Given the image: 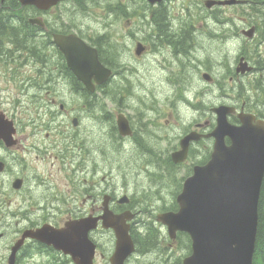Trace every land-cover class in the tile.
Listing matches in <instances>:
<instances>
[{"label": "rangeland", "instance_id": "obj_1", "mask_svg": "<svg viewBox=\"0 0 264 264\" xmlns=\"http://www.w3.org/2000/svg\"><path fill=\"white\" fill-rule=\"evenodd\" d=\"M203 1L205 0H183L185 4L180 6L179 11L182 13V17H179V13L173 14L174 17H178L176 22L183 32L179 35H182V38L183 36L184 38L188 37L183 48V53L187 57L180 59L173 58L170 52L164 50V48H162L163 55L155 59H137L134 54L135 45L137 41L144 43V34L143 31L136 30L135 35H129L127 39L122 31L125 30L128 33L132 27L125 28V20L121 22L123 29L118 23H115L111 31L107 26L109 20L104 15L99 19H94V21H83L91 29L89 33L92 36L96 34L98 39L101 35L107 33V37L111 40L113 38L114 42H118L114 43L116 52H113V49L106 45L102 49L104 58L109 64L113 63L112 57L115 56L117 57V63L127 66L125 70H122V74L118 75L123 82L115 81L108 87V92L112 95L116 92L120 94L114 100L115 105L113 107L109 106L108 110L111 109L110 113L113 115L114 120L118 113H123L131 122L134 120L136 128L140 132L141 129H144L145 146L143 147L137 143L138 140L133 139L128 143L125 142L123 146L119 144L118 148L112 145L111 141L114 139L111 138L109 139L110 143L106 145L104 140L106 134L103 132L102 136L101 134L97 136L100 143L95 140L96 137L93 138L94 142L91 144V148L96 156L103 159L104 164L106 163L105 160L108 161V166L119 161V166L124 172L116 176L118 178V184L116 183L118 194L127 189L132 196L136 210L150 207L148 213H143L139 218L144 216L145 219L155 221L157 215L164 212L163 208L173 207L180 183H183L184 179L188 177L191 167L202 161L206 154L202 151L199 154L200 158L192 156L191 160L182 167H175L168 162L167 155L170 156L177 149L179 137L187 131V129L181 131L180 126L185 124L188 127L190 123H195V121L201 123L209 121L210 124L214 125L215 118L210 113V106L212 104L216 106L223 101H228L230 98L239 103H248L255 111L264 110V0L255 1L251 7L249 5L245 7H228L223 10L220 15L221 22L222 24L229 23V27L225 28L226 30L221 34L216 32L212 35L210 33V42L208 37L209 28L210 30L215 29V24L212 21L209 23L206 17L207 11L203 8ZM129 19L133 20V23L141 22L136 15L133 19ZM172 19L173 16L170 17L171 21ZM252 25L257 26V34L255 39L250 41L247 37H243L241 32L243 29H250L249 27ZM191 27L194 29L189 31L187 35L184 34V30ZM80 28L86 30L83 25ZM131 32L133 33V31ZM195 33H198L199 37H195V40H193L195 47H193L192 52H189V45H191L193 39L192 35ZM152 45H156L155 39H153ZM244 56L251 61V65L257 69V73L247 76H237L235 74L239 58ZM209 67L214 78L210 90L202 79V73L204 74ZM4 85V82H0V89L4 88ZM186 85L190 92H188ZM192 88L194 91H199L198 99H194ZM62 91L64 94H59L58 100L69 105L70 110L74 109L72 108L73 103L86 104V112L82 116L84 123H89V117L97 118L100 125H106L103 131H108L110 137L114 124L110 117L108 119L104 118L101 107L97 106L93 109V101L90 97H79L73 93L68 94L67 92H72L71 89L64 88L60 92ZM6 92L1 91L0 93L4 95ZM9 94L11 98L15 96L12 91ZM187 97L193 99L192 102H195L196 105L193 107L187 105L185 103ZM6 100L7 102L1 101L4 106L2 110L12 115L14 112L11 105L12 100L7 98ZM53 108L56 109L55 111L59 110L56 107ZM118 108H120L119 111ZM15 112L17 120L22 119L25 124L30 120L34 122L33 124L29 123L27 127L20 130V135L23 137L22 143L24 147H27L24 154L30 159L28 168L24 170L23 175L28 176L30 179L27 181V190L22 195H18L11 189L12 174L0 176V182L6 180V193L0 196V200L4 199L7 203V205L1 204L0 206V233L5 234L4 240L0 243L1 264H7L11 247L20 239L22 232L27 230L22 229L24 225L31 227V223L34 221H45L46 219L60 222L67 218V213H64L67 207L63 206L69 205V201H74L72 205L70 204L72 208L74 203L79 204L78 198L82 194L79 195L78 192L81 189L87 187L88 194H98L96 192L100 190L99 185L96 189H91L90 176L76 175L72 169H68V172L64 170L59 175L56 171L58 164L55 158L51 160L48 158L46 161L51 176L46 177L53 180L54 183H51V185H55V187L49 188L47 191L42 189L28 191L33 183L35 185L38 183V181H33V177L36 175L34 169H37L39 173H45L42 172L44 162L36 160L38 151L33 148V145L44 144V150H47V140L43 132L40 138L33 135V128L37 126L36 112L30 114L23 112L21 115L19 110H15ZM95 112L97 117H95ZM64 116L55 117L54 120L64 122ZM37 130H42V128H37L35 131ZM51 142L56 148L57 141L53 138ZM143 151H147L154 157L152 163H150L151 167H147L145 162L140 161ZM15 152H19V150ZM116 154H118V158L113 159ZM2 156L6 157L11 163L10 166L14 171V165H17L16 160L7 151L5 152L0 148V157ZM159 158L160 160H158ZM126 163L132 168V170H128L129 176H126L125 173ZM29 164L33 167L30 168ZM156 165H160L161 168L156 170V167H154ZM126 177L128 179H124ZM84 178L87 180L85 185ZM39 180L43 181V177H39ZM68 188H70L71 193L68 192ZM0 193L3 192L0 190ZM54 195L55 197L52 200L58 196H64L68 201L67 204L58 206L51 201L52 208L57 207L58 209H48L44 212L33 210L45 205L42 200L51 199ZM18 208H25V210L20 211ZM21 229L22 232H20ZM97 241L101 245L100 252L104 254V259L98 256L96 264H108V258L114 251V237L108 231L102 229L97 234ZM154 242H158V239H154ZM171 244L175 246V250L171 247ZM179 248V241L159 243L158 249L153 254L160 253L141 258L142 260L140 259L139 263L135 260L133 262L134 264H149L150 261L159 260L160 258L161 261L173 254L181 256L182 252ZM27 262L23 259V264ZM133 262L128 264H133Z\"/></svg>", "mask_w": 264, "mask_h": 264}, {"label": "flooded vegetation", "instance_id": "obj_2", "mask_svg": "<svg viewBox=\"0 0 264 264\" xmlns=\"http://www.w3.org/2000/svg\"><path fill=\"white\" fill-rule=\"evenodd\" d=\"M179 1L180 0H163L160 4L152 5L146 0H72L61 2L57 6H51L48 9L43 10L34 5L22 6L19 0H0V82H4L5 84L4 88L0 89V92L7 91L4 95L0 93V113L6 114L8 118L14 121L16 126V135H14L15 146L13 148H8L4 142L0 141V148L12 155L17 163L16 166L13 164V171L10 166L11 163L6 157H0V162L3 163V166L0 167L2 170L0 171V176L3 177L12 174L11 189H13L18 195H22V193L27 190V181L30 178L23 174L25 173L24 170L28 168V162L30 159L24 154L27 147H24L22 143L23 137L20 135V130L23 127H27L29 123L33 124L34 122L30 120L25 124L22 119L17 120L15 110H19L20 115L23 112H26L27 114L36 112L37 126L33 128V135L40 138L43 132L45 139L47 140V150H44V144L33 145V148L38 151L36 160L38 162L41 160L44 162V170L42 172L45 173H39L37 169H34L36 175L33 177V181H38V183L36 185L33 183L32 187L28 188V191L41 189L47 191L49 188L55 187V185H51V183H54L53 180L46 177L51 176L46 161L48 158H50L49 160L55 158L58 164L56 171L59 175H61L64 170L68 172V169H72L76 175L90 176V186L92 190L96 189L98 185L100 187V190L96 192L98 194H88L87 187L81 189L78 192L79 195L82 194V196L78 198L79 204L74 203V207L72 208L70 204L72 205L74 201H69V205L63 206L67 207L64 211V213H67L66 219L60 222L47 219L45 221H34L31 223L32 229H40L44 225L61 228L65 223L72 220H78L89 216L101 217L107 206L109 210L116 214L124 213L126 211H136L129 191L125 189V191L120 194L117 192L118 185H116V183L118 184V178L116 176L124 172L119 166V161L108 166V161L105 160L106 163L104 164L103 159L96 156L91 148V144L94 142L93 138L96 137L95 140L100 143L97 136L99 134L102 136L103 132L106 134L104 136L106 145L110 143L109 139L111 138L114 139L111 141L112 145L119 148V144L123 146L125 145V142L128 143V141L136 139L134 137L135 131L133 130L132 136L126 138L118 134V128L114 125V129L109 137V132L103 131L105 126L97 124L94 120H90L88 124L84 123L82 116L86 112V104L79 105V103H73L72 108L74 109L70 110L66 109L67 104L65 102H58L56 99V97H59V94H64V92H55V84L62 85V90H64L65 86L70 84V79L66 76V63L62 54L56 48L54 37L56 34L69 35L71 33H76L80 37L85 38L81 30L71 29L72 23H69L67 20L66 11H68L71 5H73L71 10L72 14L87 15L93 19H97L100 17L99 11L102 10L103 14L110 17L112 28L115 23H118L121 26L123 20H125L124 27L126 24L130 25L131 19L129 18L133 19L135 15L143 17L144 25L142 24V28L138 30L143 31L144 34V43L142 42L145 48L144 57L155 59L156 57L163 55L162 48H164V50L170 52L173 58L180 59L182 58V51L188 37L184 38L183 36L182 38V35H179L180 33H183L182 30L179 29V24L176 21H171L170 17L172 15L167 12L169 8H172L173 10L177 9ZM101 4L106 5V9H98L96 7ZM33 20L35 23H32ZM208 20L210 23V13L208 14ZM253 26L254 25H252V27ZM121 27L123 29V26ZM254 27L257 30V26ZM131 31H133V33ZM131 31L126 33V31L123 30L122 33H124L125 37L128 39L129 35H135L134 33L136 29L132 28ZM223 31L225 30L223 29L219 33H223ZM208 37L210 42V28ZM153 39L156 40V45H152ZM111 42L112 51L116 52V45H114V43L118 42H114L113 38ZM192 44H194L193 39L191 40V45ZM240 60H244L245 65H251V61L245 56L240 57ZM112 62V66L117 65V57L113 56ZM207 72L209 74L208 87L210 90V68L207 69ZM255 73H257V69H255L252 74ZM11 91L15 95L13 98H11L9 94ZM67 93L71 94V92ZM73 94L79 97L95 98L91 99L93 101V106L100 105L96 95H89L85 92H77ZM6 98L12 100L11 105L12 110H14L12 115H9L6 111L2 110L4 106L1 101L7 102ZM229 104L240 107L239 110L241 111L254 112L246 102L240 105L236 101H229ZM53 107H56L59 110L55 111L56 109ZM59 112V115L67 113L73 115L75 118L78 117L80 124L78 126L74 125V121L71 120V124L68 123L65 125L64 122L55 121V118H49L48 120L44 118L47 114H58ZM254 113L258 118L264 119V110H258ZM53 116L55 117V115ZM235 120L237 121L236 118ZM129 121L132 125V129H134L136 127L134 120L132 122L131 120ZM198 125L199 124L195 125L197 126L196 128H199ZM205 127L206 128H199V133H210L209 121L206 122ZM37 128H42V130L35 131ZM142 131L143 133H139L138 135L142 136L144 139L145 130L142 129ZM53 138L57 141L56 148L51 142ZM137 143L143 147L145 146L144 141H138ZM17 150H19V152H15ZM202 151L206 153L202 160V162H204L210 158L212 151V141L210 137H202L198 142L191 144L189 158H191V154L196 158H200L199 154ZM142 154L143 156L140 158L142 162L149 163L153 161L154 157L151 156L152 154H149L147 151H143ZM107 158L109 159V157ZM117 158L118 154L113 157V159ZM36 160L34 159V161ZM29 167L32 168L33 166H30L29 164ZM128 170H132V168L126 163V176H129ZM39 177H43V181L39 180ZM17 179L23 181L21 188L18 190L14 188V182ZM124 179H128V177ZM86 182L87 180L84 178V185ZM28 186L30 185L28 184ZM0 190L3 192L0 193V196L5 195L6 180L0 182ZM68 192L71 193L70 188H68ZM54 197L55 195L52 196L51 199L47 198L42 200L45 205L39 206L37 209L33 210L44 212L48 209H58L57 207L52 208L51 201L54 205L57 204L58 206L66 205L68 202L64 196H58L52 200ZM0 204L7 205L4 199L2 201L0 200ZM18 209L20 211H23V209L25 210V208ZM133 226L132 229L136 227L135 224H133ZM31 227L24 225L22 229H28ZM22 229L20 232H22ZM100 231H102V228L98 227V229L92 233V238L96 242L97 234H99ZM4 238L5 234L1 241H3ZM27 242L23 247L24 249L22 248L25 254H29L32 248L41 249L40 252L42 254H53V259L59 263L65 261V264H73L68 255L66 256L60 252L56 253L51 247L38 242L36 243V241L33 240H28ZM98 245H100V243ZM171 247L175 246L172 245ZM10 253L11 251L9 254ZM24 253L20 251L16 264H23ZM158 253L160 252L154 254ZM154 254L151 256H154ZM149 255L150 254L143 255L142 258ZM134 259L139 261L141 258L136 256ZM160 259L150 261L149 264H177V259L173 260L171 256L161 261ZM61 264H64V262Z\"/></svg>", "mask_w": 264, "mask_h": 264}, {"label": "water", "instance_id": "obj_3", "mask_svg": "<svg viewBox=\"0 0 264 264\" xmlns=\"http://www.w3.org/2000/svg\"><path fill=\"white\" fill-rule=\"evenodd\" d=\"M58 0H54L56 3ZM36 4L35 0H22ZM236 3L235 0L220 2L222 5ZM213 2H210V7ZM251 30L248 36L252 37ZM58 46L66 54L71 69L87 85L94 88L92 79L104 83L111 72L98 60L97 52L78 38L71 36L58 40ZM241 69H239L240 71ZM234 110L228 107L217 109L218 125L212 136L216 139L214 153L204 166L195 168L178 196L180 209L177 213H165L158 220L167 225L170 236L178 231L186 232L193 242L192 255L184 264H253L259 226V202L264 181V121L254 123L255 117L241 114V126L228 122ZM123 134H129L128 123L119 121ZM6 123L0 119V138L6 139ZM231 140L230 146L225 139ZM196 139L190 136L183 146ZM10 145V142H7ZM187 150L174 155L175 162L186 157ZM18 184L14 185L15 187ZM130 213L114 215L106 211L105 226L115 230L116 251L112 264H125L134 252V243L129 235ZM93 221L72 222L65 229L44 227L29 230L25 238H36L53 244L66 254H71L77 264H92L94 246L88 239ZM95 223V222H94ZM23 240L14 248L11 264Z\"/></svg>", "mask_w": 264, "mask_h": 264}, {"label": "trees", "instance_id": "obj_4", "mask_svg": "<svg viewBox=\"0 0 264 264\" xmlns=\"http://www.w3.org/2000/svg\"><path fill=\"white\" fill-rule=\"evenodd\" d=\"M252 1H256V0H252ZM147 242L149 243V247H151V243L148 240L147 241L144 240L143 244L146 246ZM254 264H264V182H263L260 203H259V228H258V236H257L256 253L254 256Z\"/></svg>", "mask_w": 264, "mask_h": 264}, {"label": "bare ground", "instance_id": "obj_5", "mask_svg": "<svg viewBox=\"0 0 264 264\" xmlns=\"http://www.w3.org/2000/svg\"><path fill=\"white\" fill-rule=\"evenodd\" d=\"M25 21V20H24ZM14 24V23H13ZM18 26V25H17ZM4 29V28H3ZM25 32V31H24ZM20 38H22V37H20ZM20 40V39H19ZM27 44V43H26ZM11 45V44H10ZM7 46V45H6ZM8 47V46H7ZM10 63V62H9ZM133 74V73H132ZM135 74V73H134ZM130 77V76H129ZM148 94V93H147ZM142 154V153H141ZM145 155V154H144ZM140 156V155H139ZM147 160V159H146ZM140 161H141V159H140Z\"/></svg>", "mask_w": 264, "mask_h": 264}]
</instances>
